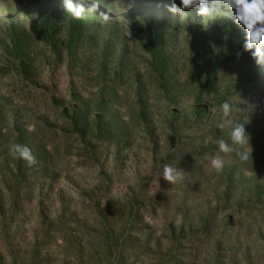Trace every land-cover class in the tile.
I'll list each match as a JSON object with an SVG mask.
<instances>
[{
  "label": "rangeland",
  "instance_id": "374dc122",
  "mask_svg": "<svg viewBox=\"0 0 264 264\" xmlns=\"http://www.w3.org/2000/svg\"><path fill=\"white\" fill-rule=\"evenodd\" d=\"M95 2L73 0L82 33L62 0H0V264H264V64L245 30L173 0ZM225 100L251 153L217 174Z\"/></svg>",
  "mask_w": 264,
  "mask_h": 264
},
{
  "label": "clouds",
  "instance_id": "9594fccd",
  "mask_svg": "<svg viewBox=\"0 0 264 264\" xmlns=\"http://www.w3.org/2000/svg\"><path fill=\"white\" fill-rule=\"evenodd\" d=\"M92 7L89 13L95 10L96 2L91 0ZM179 9L176 7L175 0L167 6V11L177 13L180 16L186 17V9H196V16L204 19H214L217 17H230L234 13V23L241 25L246 32L243 50L249 52L251 58L256 65L264 64V0H179ZM62 6L65 14L74 20H82L85 18V9L82 4H74L73 0H62ZM108 19L107 16H103ZM201 20V21H202ZM233 111L232 104L225 100L219 105L221 122L217 125L218 128L228 127V140L218 138L215 141L216 151L207 156L208 169L215 171L217 174L223 171L226 160L225 155L233 152L234 147L243 149L237 151L236 155L242 161H247L250 153L249 136L245 132L244 122H233L230 118ZM248 121V116L245 117ZM9 153L14 157L25 161L28 166H33L37 163L35 156L30 148L25 145L13 143L9 145ZM184 173L173 164L165 163L162 166V173L159 178L169 184L175 183L182 179ZM8 259V264H11V258Z\"/></svg>",
  "mask_w": 264,
  "mask_h": 264
},
{
  "label": "trees",
  "instance_id": "16d2710c",
  "mask_svg": "<svg viewBox=\"0 0 264 264\" xmlns=\"http://www.w3.org/2000/svg\"><path fill=\"white\" fill-rule=\"evenodd\" d=\"M78 22L79 23H81L82 24V33H87V31H89V27H87V25L88 24H90V23H92L91 21H90V19L89 18H84V19H82V20H78ZM245 42V38H244V41L242 42V44H241V47L243 48V43ZM72 43H73V39H72ZM221 71V66L220 65H216L213 69H212V71H211V73H210V77L211 76H217L218 74H219V72ZM198 114H199V116H201L202 118H204L205 117V115H204V111H201L200 110V112H198Z\"/></svg>",
  "mask_w": 264,
  "mask_h": 264
}]
</instances>
